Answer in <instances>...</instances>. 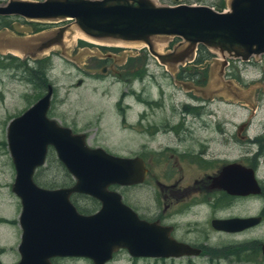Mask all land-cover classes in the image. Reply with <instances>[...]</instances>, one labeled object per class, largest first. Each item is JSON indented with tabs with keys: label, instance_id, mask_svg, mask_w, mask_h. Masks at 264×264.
<instances>
[{
	"label": "flooded vegetation",
	"instance_id": "af4514ba",
	"mask_svg": "<svg viewBox=\"0 0 264 264\" xmlns=\"http://www.w3.org/2000/svg\"><path fill=\"white\" fill-rule=\"evenodd\" d=\"M8 1H0V5ZM15 18L21 17L0 15V59L14 60L6 49L10 40L18 38L7 39L4 31ZM46 28L43 24L31 32L46 35L29 44L31 51L21 58L26 69L30 62L36 61L37 66L43 58L30 55L46 41ZM116 50L97 45L95 51L90 49L98 54L88 66L108 72L111 60L121 56L113 54ZM139 55L142 63H132L130 58L120 69L109 70L128 86L114 104L123 130L135 133L139 140L136 152L122 156L139 162L141 178L134 184L109 188L120 193L122 202L139 219L164 226L190 253L145 257L119 248L104 264H123V260L136 264L144 258L164 264H195L193 257H204L206 264H264V64L254 62L255 57L216 65L161 64L145 51L133 56ZM85 71V76L95 73ZM29 81L35 85L34 80ZM127 97L135 99L133 104L124 103ZM133 105L138 110L131 121ZM128 144H122L126 151ZM74 195L83 194H72L71 200ZM91 199L96 208L89 213L100 208V201ZM15 252L19 255L18 246ZM50 261L94 264L79 256H57Z\"/></svg>",
	"mask_w": 264,
	"mask_h": 264
},
{
	"label": "water",
	"instance_id": "95a60500",
	"mask_svg": "<svg viewBox=\"0 0 264 264\" xmlns=\"http://www.w3.org/2000/svg\"><path fill=\"white\" fill-rule=\"evenodd\" d=\"M0 15L37 22L71 20L48 33L31 53L34 59L40 58L37 53L63 45L65 32L73 28L100 42L140 43L161 64L192 62L198 45L218 53L221 64H227V58L248 61L264 53V0H228L221 11L207 4L171 5L156 0H9L0 5ZM41 34L10 40L9 48L25 57L23 43H38ZM168 37L178 38L177 44L159 52L156 39ZM52 93L48 84L45 93L7 125V148L15 170L11 191L21 203L16 264H52L50 258L57 256L86 257L104 264L119 248L145 257L190 253L167 228L139 219L120 193L109 188L137 183L139 162L91 147L86 134L49 117ZM50 147L71 175V185L47 188L34 180ZM75 193L99 200L100 208L81 213L71 201Z\"/></svg>",
	"mask_w": 264,
	"mask_h": 264
},
{
	"label": "rangeland",
	"instance_id": "374dc122",
	"mask_svg": "<svg viewBox=\"0 0 264 264\" xmlns=\"http://www.w3.org/2000/svg\"><path fill=\"white\" fill-rule=\"evenodd\" d=\"M6 2L7 0H0ZM162 4H179V3H195L207 4L214 8L223 6L222 9L227 8L228 0H156ZM13 21L7 33L9 39L13 38H30L31 32H34L36 26L31 22L18 18ZM12 21V22H13ZM47 33H53L55 29L60 26L71 24V20L47 22ZM72 28V27H70ZM69 28V29H70ZM41 33V32H39ZM45 35V34H41ZM22 36V37H20ZM24 36V37H23ZM86 40L75 39L67 45H55L47 50L45 53H37L43 57L44 62L29 63L26 69V62L21 61V56L18 57L21 62L0 59V264H13L18 260L19 255L16 253L19 244L21 229L18 224V216L21 211V203L19 198L11 191V184L14 181L15 170L11 161L9 150L7 148L6 130L8 122L21 114L25 109L32 105L45 92V88H41L40 81H37L36 86L30 85L29 79L33 80L35 77L40 80L43 74H39L37 70H46L49 83L53 86V93L51 97V104L48 110V116L56 119L61 125L73 128L75 132L86 133L87 141L90 146H101L108 152L114 155L124 156L129 151L136 152L138 149V138L133 132H126L123 130L121 123H119V115L115 110L114 102L118 99L128 86L117 80L116 75L109 70L120 69L121 65L128 64L130 58L132 63H142L137 57L133 56L147 49L143 45L139 46H118L109 44L88 43ZM156 42L163 43L159 52H167L171 50L177 42L171 37L157 38ZM25 51H31L25 44ZM97 45L116 47L119 51H112L113 54L121 55L115 61L111 60L108 64V72H101L100 67L91 69L88 66L90 59L95 53ZM9 50V49H6ZM261 55V54H260ZM254 58V62L264 64V54L260 57ZM133 56V57H130ZM116 57V56H115ZM129 57V58H128ZM127 59V60H126ZM222 57L215 53V56L204 61L203 63H211L213 65L219 64ZM228 63H234L232 58H227ZM151 64L156 63L154 60L147 61ZM189 63V62H187ZM237 63V62H236ZM191 64H198L192 62ZM32 65V66H31ZM34 65V66H33ZM36 66V69H34ZM46 66V68H45ZM33 67V68H32ZM20 70V71H19ZM94 70L95 73L91 76H85L86 71ZM252 70V68H251ZM36 72V73H35ZM18 75L23 76L18 77ZM97 76L99 78H97ZM217 78V77H216ZM215 78V79H216ZM82 83L78 85V81ZM136 86V83L134 84ZM137 88V86H136ZM126 96L130 95L125 93ZM135 101L132 97L124 99V103H132ZM132 112L129 119H135L138 108L133 105ZM129 143L127 150L123 149L122 144ZM125 147V146H124ZM44 171L41 179L50 181H60L63 178V171L59 166L58 159L52 148L48 150L47 158L44 164ZM76 202L85 208L93 207V200L87 195L77 196ZM193 263L206 264L204 257H193ZM72 262V261H70ZM123 264H130L131 261L123 260ZM80 264H85L81 262ZM111 264H115L112 262ZM136 264H164L162 261L154 259H139Z\"/></svg>",
	"mask_w": 264,
	"mask_h": 264
},
{
	"label": "trees",
	"instance_id": "16d2710c",
	"mask_svg": "<svg viewBox=\"0 0 264 264\" xmlns=\"http://www.w3.org/2000/svg\"><path fill=\"white\" fill-rule=\"evenodd\" d=\"M222 8H223V6H219L218 8H215V9L221 11ZM31 23L34 26H37V27H40L41 25L45 24V23H38V22H31ZM174 40L176 42L178 40V38H175ZM213 56H214V53H212L207 47H205L203 45H198L197 54H196V57L193 60V62L198 63V64L199 63H203L204 61L212 58ZM9 57H12L14 59L11 62L19 61V58H17V57H14V56H9ZM41 61L44 62L45 60L41 59L40 62ZM34 65H36V61L34 62ZM45 68H46V66H45ZM42 70H43V68H42ZM39 74H43L44 75L43 78H40V80H38V81H40V84H41L40 86L43 89L45 87V84L49 83V80H48V77H47L46 70L41 71ZM33 80H34V84L36 85L37 81H35V79H33ZM58 162H59V166L61 167V169L63 171L62 172L63 173V178L60 181H50V180H47L46 178H45V180H42L41 179V175H42V173L44 171V167L43 166L39 167L36 170L35 175H34V180L39 185L44 186V187H49V188H52V187H63V186H68V185L72 184L73 183V179H72L71 175L67 172V170L65 169V167L63 166V164L59 160H58ZM77 196L78 195H74L72 201L76 205V207L78 208V210L80 212L89 213V212H91L92 210H94L96 208L95 207L96 203H95L94 199H92L93 200V207L92 208L82 207L81 205L78 204V202H76L74 200V197L77 198Z\"/></svg>",
	"mask_w": 264,
	"mask_h": 264
},
{
	"label": "bare ground",
	"instance_id": "6f19581e",
	"mask_svg": "<svg viewBox=\"0 0 264 264\" xmlns=\"http://www.w3.org/2000/svg\"><path fill=\"white\" fill-rule=\"evenodd\" d=\"M75 39H84L93 43H98V44H109V45H118V46H139L142 45L140 43H125V42H116V43H111V42H100L97 40H92L90 38H87L86 36H84L81 32H79L78 30H76L75 28H73V31H66L64 34V39L63 42L67 45L70 42H73ZM163 43H156V48L158 50H161V47L163 46ZM14 54L18 55V52H15L13 50H11Z\"/></svg>",
	"mask_w": 264,
	"mask_h": 264
}]
</instances>
